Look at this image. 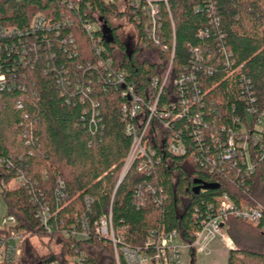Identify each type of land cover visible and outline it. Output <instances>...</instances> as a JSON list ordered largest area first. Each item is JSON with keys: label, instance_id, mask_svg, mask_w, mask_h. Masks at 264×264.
Here are the masks:
<instances>
[{"label": "trees", "instance_id": "16d2710c", "mask_svg": "<svg viewBox=\"0 0 264 264\" xmlns=\"http://www.w3.org/2000/svg\"><path fill=\"white\" fill-rule=\"evenodd\" d=\"M155 1L159 9L158 45L149 38L142 6H132L131 0H91L93 8L87 13L83 7L79 13L71 10L64 0H0L3 25L24 30L38 13L52 23L72 22L71 27L60 26L58 37L53 32L36 34L33 41L39 49L30 54L28 64H21L14 51L9 58L8 53L3 54L7 69L24 86L0 94V161L4 162L0 165V197L7 203L8 216L16 218L18 229L31 235L23 244L18 264L41 263L33 252V237L56 238L62 264L74 259L81 260L79 264H117L112 243L98 236L95 225L110 211L116 232L124 228L126 244L141 247L156 229L176 230L192 240L207 218L208 205H217L218 197L225 193L237 204L251 200L263 203L262 162L254 176H243L241 171L237 177L231 169L210 174L188 157L161 154L155 177H145L132 168L119 183L131 147L121 118L126 99L119 89L99 81L101 74L94 69L99 58L79 16L96 22L92 15H98L104 23L96 32L103 46L101 57L114 59L120 53V68L140 95L150 92L154 77L164 79L170 64L169 86L194 65L197 69L190 73L198 81L204 111L216 100L223 115L215 118L219 125H232V118H243L248 106L264 110V0ZM121 19L134 26V44L123 41L113 26L114 20ZM69 35L75 46L65 43ZM144 52L155 54V59L136 57ZM77 83L82 90L76 89ZM166 92L160 102H167ZM82 94L86 96L84 103ZM249 94L254 102L244 99ZM20 100L24 109L19 110L16 105ZM92 102L99 112L96 126L89 115ZM185 162L193 169L188 170ZM18 175L26 185L8 187ZM58 179L65 184V199L60 204L55 198ZM195 181L218 187L195 194ZM149 182L162 186L167 199L161 206L149 196L139 198L138 187ZM36 195L45 197L51 213L56 214L51 218L55 227L52 235L44 231L36 216L32 201ZM85 197L92 199L89 208ZM84 215L89 237H64L62 231L70 230ZM227 225L236 246L235 251H229L227 264H248L249 258L263 264L264 231L233 218ZM120 264L126 263L120 260Z\"/></svg>", "mask_w": 264, "mask_h": 264}, {"label": "built area", "instance_id": "2783aa9c", "mask_svg": "<svg viewBox=\"0 0 264 264\" xmlns=\"http://www.w3.org/2000/svg\"><path fill=\"white\" fill-rule=\"evenodd\" d=\"M163 1L167 3V0ZM64 2L78 13L82 7L86 13L93 8L91 0ZM131 3L137 8L142 6V11L148 19L149 38L158 45L159 40L155 32L159 21L158 4L155 0H131ZM92 17L96 22L80 16L79 19L99 58L94 69L101 74L99 81L111 88L119 89L121 96L126 99L121 105V118L124 132L131 138V147L120 173L119 183L132 168L145 177H155L157 166L162 162L161 154L178 158L188 157L192 164L205 167L210 174L216 170L225 172V169H231L237 177L241 171L243 176L255 175L259 163H264V110L251 105L243 112L245 113L243 118H232V125H219L216 119L222 118L223 115L216 105V100L211 102V107L206 112L204 111L198 81L194 73H190L197 69L194 65L189 72L185 70V73L175 77L172 86H169L170 64L164 79L154 77L150 92L140 95L136 85L130 82L126 72L121 70L120 63L115 62L116 58L101 57L103 46L100 45L101 39L96 32L104 23L98 20L96 13ZM29 23L24 30L0 24V94L24 89V86L17 82V76L12 75L7 69L4 52L9 54L7 56L9 58L10 51H14L21 64H28L30 54L39 49V45L33 41L36 34L53 32L57 35L60 26L66 28L72 26L69 20H63L61 24L52 23L39 13ZM65 43L75 46L73 36L69 35ZM46 44L51 48L49 40ZM195 52L199 54L198 50ZM64 74L67 75L68 72ZM189 84L193 85V88L188 87ZM75 87L81 89L79 83ZM165 90L168 100L160 102ZM87 91L90 92L89 89ZM81 96L84 103L86 96L85 94ZM244 99L255 101L250 94ZM91 105V112L86 110L85 114L89 112L91 123L96 126L100 122L99 112L96 103L92 102ZM23 107L24 103L18 101L16 108L20 110L24 109ZM185 135L188 136L187 139L184 138ZM190 142L194 143L193 148ZM0 162L3 166L4 162ZM56 184L55 198L60 204L65 199V184L61 179H58ZM25 185L23 176L18 175L11 182L10 188H21ZM203 190L206 189H201ZM137 191L139 198L146 199L149 196L158 206L167 199L162 186L160 187L157 182L145 183L144 186L138 187ZM218 198L217 205H208L207 218L201 221L199 229L192 234V240L184 238L176 230L166 232L163 229H156L148 234L143 246L132 247L126 244L124 228L116 232L111 211L96 220V232L98 236L112 243L117 264H120V260L126 264H181L180 255L183 250L187 249L192 255L196 252H205L209 244L216 239H219L229 251H235L236 246L228 232L224 234V229L228 227L227 223L231 218L245 221L264 231V201L261 203L251 200L252 202L237 204L226 193ZM32 201L41 226L45 232L52 235L55 227L51 224V218L56 214L51 213V207L42 195L33 196ZM85 204L89 208L92 199L85 197ZM88 232L87 218L84 215L77 219V224L72 225L70 230H63L62 234L64 237L86 240L89 237ZM30 236L18 229L15 217H5L0 224V264H18L23 244ZM176 240H181L186 246H179ZM80 262L81 260L74 259L70 264Z\"/></svg>", "mask_w": 264, "mask_h": 264}, {"label": "rangeland", "instance_id": "374dc122", "mask_svg": "<svg viewBox=\"0 0 264 264\" xmlns=\"http://www.w3.org/2000/svg\"><path fill=\"white\" fill-rule=\"evenodd\" d=\"M113 26L118 28L119 36L125 42L134 44L136 41V30L133 25L129 24L127 20H114ZM139 59H148L154 60L155 54L151 52H144L141 55L137 54ZM122 60L121 54L116 55L115 62L119 64ZM188 170L193 169V165L189 162L184 163ZM10 187V185L8 186ZM8 207L5 200L0 197V224L3 219L8 216ZM224 234H227V228L224 229ZM177 241V240H176ZM33 252L36 254L37 258L41 259L40 264H62V257L60 254V245L54 237H33L30 239ZM179 246L185 247L186 244L177 241ZM181 256V264H227L229 250L220 242L219 239H216L211 244H209L208 249L205 252H196L192 255L187 249L183 250ZM248 264H262L256 259H247ZM264 264V263H263Z\"/></svg>", "mask_w": 264, "mask_h": 264}, {"label": "water", "instance_id": "95a60500", "mask_svg": "<svg viewBox=\"0 0 264 264\" xmlns=\"http://www.w3.org/2000/svg\"><path fill=\"white\" fill-rule=\"evenodd\" d=\"M194 183L196 185V187L194 188L195 194H198L201 191V189H203V188L206 190H208V189L213 190V189H217V187H218V184L217 185H215V184H202L199 181H195Z\"/></svg>", "mask_w": 264, "mask_h": 264}, {"label": "flooded vegetation", "instance_id": "af4514ba", "mask_svg": "<svg viewBox=\"0 0 264 264\" xmlns=\"http://www.w3.org/2000/svg\"><path fill=\"white\" fill-rule=\"evenodd\" d=\"M196 187V186H195Z\"/></svg>", "mask_w": 264, "mask_h": 264}]
</instances>
